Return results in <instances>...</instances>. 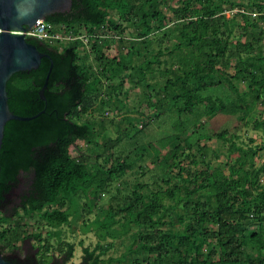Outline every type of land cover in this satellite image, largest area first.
<instances>
[{
  "label": "trees",
  "instance_id": "16d2710c",
  "mask_svg": "<svg viewBox=\"0 0 264 264\" xmlns=\"http://www.w3.org/2000/svg\"><path fill=\"white\" fill-rule=\"evenodd\" d=\"M176 1L166 5L169 12L163 8L168 0H73L69 11L47 16L65 24L64 33L90 34L96 66L86 61L87 52L81 55L82 38L49 43L28 37L48 55L7 83L11 110L31 118L8 120L1 147L0 252L6 257L32 237L46 252L38 264L50 263L51 238L59 233L29 231L23 219L39 216L52 226L64 224L83 213L80 199L86 197L92 209L120 180L129 186L126 201L116 210L110 205L99 227L102 236L130 233V241L107 260L85 246L81 264H264V161L256 163L264 141H238L259 105L263 113L253 126H264V0ZM153 41L158 48L150 47ZM111 42L120 46L114 56L106 51ZM136 55L143 57L140 64L134 63ZM162 64L165 79L159 88L144 83ZM129 69L137 73L126 74ZM134 76L147 87L154 118L166 119L168 113L171 119L161 136L136 152L117 154L113 147L121 136L106 135L101 143L96 122L83 117L94 109L106 81L115 92L107 93L103 104L115 97L120 104L111 110H133L120 95L128 93L124 83ZM121 120L130 125L124 127L127 133L137 129L135 121L148 125L141 115L126 113ZM212 140L220 144L212 146ZM151 149L163 171L153 176L155 187L142 178L149 164L136 166ZM191 153L194 168L185 164ZM222 156L226 159L219 160ZM27 179V189L13 203L14 190ZM119 213L123 217L117 218ZM116 222L121 228L113 226ZM57 249L62 258L56 264H65L75 244L61 242Z\"/></svg>",
  "mask_w": 264,
  "mask_h": 264
},
{
  "label": "rangeland",
  "instance_id": "374dc122",
  "mask_svg": "<svg viewBox=\"0 0 264 264\" xmlns=\"http://www.w3.org/2000/svg\"><path fill=\"white\" fill-rule=\"evenodd\" d=\"M177 3L176 0H168V3L165 5L163 4V8H165L166 11H172L170 9V5L166 6L167 4H173ZM228 16H231L233 11H227L226 12ZM257 14V13H256ZM255 14H253L254 16ZM252 16V15H251ZM118 18V17H117ZM260 25L264 26V22H260ZM131 27H129L124 35L131 36ZM241 31L240 28H237L235 33L238 34V32ZM117 34L120 32H116ZM162 34V32H161ZM119 35V34H118ZM85 45L80 48L81 55H84V53L87 52L86 55V61L88 63H93L94 66L97 65V58L95 53L91 50V45L89 44V41H85ZM63 43V42H62ZM66 43V42H64ZM166 43H162V45H165ZM60 47H62V44H58ZM159 45L158 42L153 41L150 45L151 48ZM119 47L117 43H110V47L106 48V51L109 53L110 56H114L118 53ZM167 55H161V59H165ZM143 60V57L141 56H135L134 57V63L140 64ZM165 67L164 64H162L160 67L156 65L153 70L149 73H147L146 77L144 78L143 82L149 81V83H154L157 88H159V85L162 83V81L165 79V76L163 75V68ZM129 73H137L135 70H127L126 74ZM138 77L134 76L133 78L127 77L125 83H124V89L128 88L127 94H121L120 97L125 100L128 108H134L133 110L124 108V113L122 112H115L111 110L113 107V104H120L119 101L115 99V97L111 98V102L103 104L104 100H108L107 93L110 91L112 93L115 92V89L111 86V83H108L107 81L104 83L102 87V94L100 95V98L98 99L96 105L94 106L93 110H90L88 114H86L83 118H89L96 122V128L98 130L102 131V135L99 136V141L103 143L105 141V137H113L117 138L118 136H121V140L118 141V143L113 147L114 152L117 154H124L127 155L128 153L131 154V149L135 148V152L137 151V148H139L138 145H147L148 142L159 135L161 136L163 132H165L166 129H168V124L166 123L168 119H171V116L167 113L164 116L165 118H154L155 112L153 108H150L147 106L146 96L145 92L147 90V87L142 82H138ZM118 81L114 80L113 83L116 84ZM242 88H244V85L241 84ZM152 90H150L151 92ZM153 92V91H152ZM126 96V97H125ZM108 110V111H107ZM139 110V111H138ZM104 111H106L104 113ZM126 113L134 116V115H141L142 117L146 118L148 121L147 127L143 125V122L141 121H135L137 124V129L131 128L129 130V133L124 132L125 126H130L128 121H122L121 118ZM261 113H263V106L259 105L257 106L256 110L254 111L253 115L250 118V122L246 126H244L240 133V138L238 141L245 145H256L261 144L264 141V126L255 128L254 125V118L258 117ZM105 114V115H104ZM107 114V115H106ZM144 114V115H142ZM169 115V116H168ZM120 122V124H119ZM144 128V130L142 129ZM105 130V133L104 131ZM253 138V140H251ZM116 140V139H115ZM84 144V148L87 150L88 146ZM210 144L212 146H218L220 143L217 140L210 141ZM138 146V147H137ZM227 146V145H226ZM222 149H226V147L223 146ZM103 150L100 149V151ZM92 152V151H89ZM151 152V154H150ZM93 153V152H92ZM149 154V155H148ZM154 150L151 149L149 152H146L144 157L140 159V161L137 162L136 166H140L141 164H149L147 166V175L142 176L143 180L148 181L152 187H155V183L153 182V176L154 178L163 173V171L160 169V165L158 163L157 158L153 155ZM211 154V153H210ZM134 155V153L132 154ZM192 158L194 156L191 153V156L186 159L185 164L186 166L191 168L195 167V164L192 161ZM210 158L213 162H217L218 160L212 155H210ZM199 161L201 160V157L197 158ZM225 156H222L219 160H225ZM104 159L101 158L99 161H103ZM264 161V151L260 150L256 156V163L261 164ZM202 163L200 161L198 166H201ZM136 168L138 171V174H140L141 169ZM131 172L128 173V176ZM151 176V177H150ZM131 179V177H130ZM263 180V179H262ZM120 180H116L110 189V192L103 195L101 199L98 200V202L95 204V206L90 209L89 205L85 202H87V198L83 197L80 199L81 206L83 208V213L79 216L76 214H73L70 217V220L64 224L58 225V226H52L48 224L46 221H42L39 219V216L30 218L26 217L23 219V222H26L28 224V230L29 231H35L39 232L41 231L44 235L47 233L49 229L57 231L59 234L51 238V243L53 244L52 250L50 253H47V258L51 259L54 255L56 257H61L62 253L57 249L59 246V243L61 242H71L75 244V250L74 255L71 257L69 261H67L65 264H79L83 260L84 256V247L89 246L91 249L96 248V252L101 254L102 258H105L106 260L110 257H116L119 256L125 249H126V243L130 241V233L126 235H120L118 237H113L111 234H107L105 236H102L99 222L104 221L107 216V209L111 205L113 206V210L118 209V204H123L126 201V192L129 188L126 184H120ZM120 188V191L118 187ZM117 218L123 217L121 213L116 215ZM124 220V218H123ZM115 227L121 228L120 223L116 222L114 223ZM131 230V229H130ZM30 241L33 245V249L38 247L39 243L34 238H30ZM1 244V241H0ZM19 251L23 255L25 252V249L23 247L24 241L19 242ZM105 249L104 251H102ZM35 253L38 255V258L43 256V253L46 252L44 250H38L35 251ZM53 261V260H52ZM51 261V262H52ZM50 262V263H51ZM49 264V263H48ZM56 264V263H55Z\"/></svg>",
  "mask_w": 264,
  "mask_h": 264
},
{
  "label": "water",
  "instance_id": "95a60500",
  "mask_svg": "<svg viewBox=\"0 0 264 264\" xmlns=\"http://www.w3.org/2000/svg\"><path fill=\"white\" fill-rule=\"evenodd\" d=\"M73 0H0V155L5 125L10 119H30V116H22L11 110L7 91V83L11 76L21 70H31L37 68L42 57L48 55L41 51L37 45L30 42L25 31L31 28L38 19H46L47 16L56 12H66L72 8ZM24 32H18V31ZM36 37L37 36H31ZM50 74V72H49ZM49 74L40 94L45 98V88L48 84ZM1 173V162H0ZM29 179L14 190L10 199L13 203L20 201V195L28 187ZM31 237L24 240L23 247L29 255L35 253L39 247L33 249L30 241ZM14 254L13 252H9ZM49 264H55L56 257ZM15 256L22 258V254L17 249ZM82 263V262H81ZM79 263V264H81ZM0 264H20L6 257L0 252Z\"/></svg>",
  "mask_w": 264,
  "mask_h": 264
},
{
  "label": "built area",
  "instance_id": "2783aa9c",
  "mask_svg": "<svg viewBox=\"0 0 264 264\" xmlns=\"http://www.w3.org/2000/svg\"><path fill=\"white\" fill-rule=\"evenodd\" d=\"M65 24L61 23H52L47 21L46 19L40 18L38 22L35 23L31 28L25 31L26 36H37L39 39L47 41L49 43L57 42V41H66L73 40L76 38H82L83 40H88L90 34H81L74 35L72 33H64ZM18 32H24L22 30ZM92 34L91 36H94ZM99 35V34H98ZM99 36H102L100 33Z\"/></svg>",
  "mask_w": 264,
  "mask_h": 264
},
{
  "label": "flooded vegetation",
  "instance_id": "af4514ba",
  "mask_svg": "<svg viewBox=\"0 0 264 264\" xmlns=\"http://www.w3.org/2000/svg\"><path fill=\"white\" fill-rule=\"evenodd\" d=\"M6 255L9 259L16 260L17 263H20V264H38L39 263V258L36 253L29 255L26 251L24 252L22 258L15 256V254H10V253H7Z\"/></svg>",
  "mask_w": 264,
  "mask_h": 264
}]
</instances>
